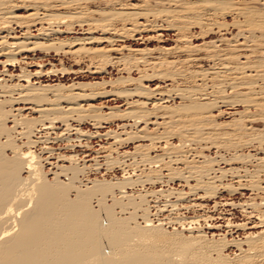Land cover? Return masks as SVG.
Listing matches in <instances>:
<instances>
[{"label": "bare ground", "instance_id": "bare-ground-1", "mask_svg": "<svg viewBox=\"0 0 264 264\" xmlns=\"http://www.w3.org/2000/svg\"><path fill=\"white\" fill-rule=\"evenodd\" d=\"M15 1L0 0V264H264V211L259 209L264 208V200L214 204L215 208L241 207L248 220L255 219L249 221L254 231L234 242L239 250L234 260L224 254L227 243H210L205 237L204 225L205 229H220V224H211V218L197 215L191 219L181 217L184 212L205 209L207 200L220 191H264L260 184L264 178V0L260 7L252 6L250 0H145L131 12L125 7L85 9L87 2L97 0H26L22 2L25 7H20L31 10L25 21L15 15V8H19L13 5ZM229 16L236 18L230 25L224 22ZM68 21L72 22L68 27L87 26L90 31L99 30L110 36L61 38L58 35L65 32L61 28ZM232 26L237 33L229 44L238 45L229 49L236 53L227 54L220 49L217 43L228 41L225 37L196 47L189 41L194 35L186 33L189 27H196L203 36ZM17 27L25 30L23 34L18 35ZM32 28L37 34L30 32ZM145 29L156 32L155 38L160 42L164 34L159 31L175 30L178 43L157 48L159 57L154 62L150 59L155 50L137 48L128 50L132 54H123L121 51L128 47L116 48L118 42L126 43L134 33L139 35ZM99 40L108 43V47L87 48ZM204 51L209 52L206 58L213 65L210 71L189 70L192 64L204 60L200 57ZM30 53L72 56L76 64L88 62L87 71L92 74L105 72V66L133 72V68L139 70V65H143L153 71L136 79L128 73L108 82L43 83L40 80L44 77L58 78V74L65 76L76 71L65 66L25 70L21 68V57L28 58ZM16 68L20 73L16 74ZM145 80H161L163 84L171 81V85L166 91L159 87L152 90L143 85ZM108 84L134 87H99ZM183 84L186 86L181 87ZM101 97L124 100L127 108H111L103 113L93 104ZM15 105H31L30 112L36 117L28 119L24 115L28 109H15ZM226 109L234 111L228 113ZM224 114L230 121L218 123L215 117ZM115 118L122 122L121 133L102 132L104 125ZM259 123L260 129L256 127ZM150 125L168 128L170 132L150 135ZM88 126L94 131L86 130ZM130 128L136 133L128 132ZM173 138L178 139L179 145L172 144ZM94 140L113 141L123 148L132 141L149 142L150 147L162 144L163 154H146L139 149L141 144L134 152L121 151L118 160L113 158V144L106 143L97 157L86 161L91 157L87 150ZM51 142L58 143L61 149H54ZM37 147L40 155L36 154ZM195 147L216 149L217 156L193 162L196 153L189 154ZM247 148H256L262 156L242 154ZM222 161L255 165L253 170L247 166L223 169L217 164ZM128 162L135 166L134 172L141 169V173L160 163L182 165L175 169L170 166L173 171L169 169L168 179L184 182L189 186L188 193L152 191L154 197H159L153 206L155 215L169 214L164 220L154 223L149 219L146 195L135 197L126 191L128 186L159 183L163 177L125 178L117 183L89 177L103 169L111 171L115 165L127 171ZM50 175L52 178L48 179ZM228 176L237 179V187L221 186ZM249 180V185L243 184ZM117 193L121 200H117ZM108 198L112 205L107 204ZM160 199L164 200L162 206ZM115 207L129 216L118 217ZM138 218L144 220L142 225L136 222ZM249 222L226 224L228 228L247 230ZM168 224L179 225L181 233H189L190 237H183L176 229L169 233L165 229Z\"/></svg>", "mask_w": 264, "mask_h": 264}, {"label": "rangeland", "instance_id": "rangeland-1", "mask_svg": "<svg viewBox=\"0 0 264 264\" xmlns=\"http://www.w3.org/2000/svg\"><path fill=\"white\" fill-rule=\"evenodd\" d=\"M101 2H99V0L97 1H93V3H88L85 4V9L87 8V10L89 11H92V10H95L97 8H103V9H113V10H119L121 9L122 7H125V9L127 11H133L135 10L134 7L136 9H138V7L141 6V4H143V2L145 0H120L119 2H112V3H105L104 1L100 0ZM250 0V4L254 7H260L262 5V0ZM22 2H26V0H16L13 5L15 7H19V8H15V15H17V17H19L18 20H21V21H25L27 20L25 17L26 15L31 11L27 12L26 9L24 8H20V7H25L23 6V3ZM55 4V3H54ZM90 4V5H88ZM120 4L124 5V6H121ZM88 5V7H87ZM100 5V6H99ZM104 6V7H103ZM124 9V8H122ZM133 9V10H132ZM55 11H64V12H67L65 11L64 9L63 10H55ZM226 23H228L229 25L232 24L234 22V20H236V18H234V16H229V17H226L225 18ZM140 22H143V20L141 19ZM69 24H72V22L68 21L67 24H65V26L63 28H61L62 30L61 31H65L61 34H59L58 36H61V38H65L66 36L70 37V38H75V37H83V38H89V37H94V38H98V39H101L103 37H109L110 35L109 34H102L101 31L99 30H88V27L85 26L83 28H81L80 26L78 25H74V26H71V27H68ZM120 26V25H119ZM131 26H128L127 28H130ZM190 29H187L186 33L189 34V36H193L194 37L192 38V40H189L190 43L193 45V46H199V47H205L206 45L205 44H209L211 42H214V41H218V39L220 38V36L222 37H225L226 40L228 41H223V43H217L219 46H220V49L222 51H224L225 53L229 54V53H236V51H234L233 49H229L231 47L229 46H237L238 44H236L235 42H231V44H229L230 41H233L231 38H233L232 36L235 35L237 33V28L235 27H229L226 31H222V32H218L215 31V32H211V34H207V35H200V29L196 28V27H189ZM17 32H18V35H21L23 34V32L25 31L23 29V31H21L20 28L17 27ZM89 31V32H87ZM150 31V32H149ZM30 32H33L32 34H37V31L35 30V28H32L30 30ZM165 32V33H164ZM158 33H162L164 34L162 36V41L163 42H160V40L158 38H155L156 36V32H153L151 31L150 29H145L144 32H141L139 33V35H137V33H134V37H131L129 38L128 41H126V43L124 42H118L116 48H121V47H128L129 49L125 50V48L123 49V51H121V53L123 54H132L130 53V51L128 50H133V49H149V50H155L154 52H152L151 56L152 58L150 59L151 62H154V58H157L159 57L157 55V48H159L160 46H167V47H171L173 46L174 44L178 43V34L177 32H175V30H168V31H159ZM157 33V35H158ZM165 36V37H164ZM132 39V40H131ZM100 41V42H99ZM98 43H92V44H88L86 45L87 48H91V49H99V48H106L108 47V43L106 44V42H103L101 40H99ZM125 41V40H124ZM97 42V41H96ZM242 42V41H240ZM179 44H183V42H179ZM121 46V47H120ZM132 48V49H131ZM241 52L240 49L237 50V52ZM245 52V51H244ZM243 52V53H244ZM209 52L207 51H204L200 54V57H202V59L204 60H201V61H198L197 63H194L190 66V69L189 70H197V69H208L210 71V69L212 68V63L209 59L206 58V55H208ZM29 57L28 58H25V59H22L21 57V60L22 63H21V68L25 69V70H30L32 72H35V70H39L42 68V70H50V69H53V68H57V69H61L62 66L64 68H73L76 73H73V74H68V75H61V74H58V78L56 76H52V77H44L42 78L40 81H42L43 83H57V82H63L64 84H71L73 81L74 82H102V80H106L107 82L108 81H116L117 79H119L120 77H126L127 74L129 73L130 74V77L132 78H138L141 75H146L147 73L150 74L153 70H151L150 67H145L143 65H139V70L135 68H133V72H128L127 70H125V72H120L119 70L117 71L118 68H116L115 66H105L104 69H105V72H101V73H98V74H92L91 71H87L88 68L86 67L88 62H84V63H79V64H76L73 57L72 56H67V57H61V56H56L54 54H51V55H44L42 53H30L28 55ZM156 56V57H155ZM205 57V58H204ZM154 60V61H153ZM65 62V63H64ZM244 62V60H243ZM133 65V64H132ZM149 70H147V69ZM116 69V70H115ZM93 70V69H91ZM147 70V71H146ZM151 70V71H150ZM16 74L20 73V69L19 68H16ZM144 71V72H143ZM158 71V70H156ZM150 72V73H149ZM60 80V81H59ZM47 81V82H46ZM39 82V81H38ZM143 85H146V86H149V88H151L152 90L155 89L156 87H159V90H163V91H166L169 89V87H167V85H171V81H167V83L165 82V84L162 83L161 80H153V81H143L142 82ZM197 84H200V82H197ZM109 85V84H108ZM101 85L99 86L100 88H105L107 90H110L112 89L113 87H116V88H128V89H132L134 87V84L132 85H129L130 88L128 86H120V85ZM186 86V84L183 86L181 85V87H184ZM176 87V85L174 86ZM178 87V86H177ZM180 87V86H179ZM115 88V89H116ZM114 89V88H113ZM92 102V101H91ZM93 104L100 108L101 111L103 113H108L110 112V109H114L115 111H123L127 108L126 104H125V101L124 100H121V99H116V100H113V97H104V98H98L97 100L93 101ZM171 105V103H170ZM24 107V109H28L24 112V115L27 116L28 119H32L34 117H36V114H33L32 112H30V109H31V105H15V109H18V108H22ZM225 110V109H224ZM227 112H232L234 110H229V109H226ZM214 115H217V112L214 113ZM228 116V115H227ZM227 118V119H226ZM215 120H217L218 123H221L223 124L224 122L227 123L230 121V119L228 117H226V115L224 114L223 116H216L215 117ZM113 121V122H112ZM112 121H110L108 124H105L104 129H102V132H105V131H109V130H113V131H117L118 133H121V129L119 128V124H122L121 120L118 119V118H115V120L113 119ZM224 123V124H225ZM257 125V126H256ZM255 126L257 128H261V125L262 123H259V124H256ZM8 126H12V123H8ZM143 127V126H142ZM141 127V128H142ZM224 127V126H223ZM225 128V127H224ZM86 130H90L91 128L88 126L85 128ZM140 129V128H139ZM149 129V130H148ZM148 129H147V133L150 134V135H158L162 132H170V130L168 128H165V130L163 129H157L156 126H148ZM226 130L229 131V129L226 128ZM60 130H58L59 132ZM91 131H94L93 129H91ZM128 132H132V133H136V131L133 129V128H130L128 129ZM174 139V138H173ZM171 140V142H174L172 143L174 146L175 145H179L178 143V139L176 140V138L174 140ZM36 140V139H34ZM95 142H93L92 146H91V149L90 150H87L88 154L90 153L91 154V157L90 158H87L85 159L86 161L87 160H91L92 158L94 157H97V152L98 150L101 149V147L103 146H107V145H110V143H112L113 145V148L115 149V152L113 154V158H116L118 160H121V153L123 151H129V152H134L135 148L137 146H140L141 144V147H139L140 150H142L143 152H145L146 154L149 153V155L151 156H161L163 154V150L161 145L162 144H157L155 145V147H150V143L149 142H142V143H134V141H132V143L128 144L127 147L125 146L124 148L113 143V141H104V142H99L98 140H94ZM177 141V142H176ZM52 144H50V146H52L54 149H61L60 146L58 145V143H53L51 142ZM107 143V145H106ZM149 146V147H148ZM203 146H206V144H204ZM197 148V147H195ZM119 149V150H118ZM199 149V150H198ZM36 150L38 151L36 154H39V148L37 147ZM149 150V152H148ZM155 150V151H154ZM197 150V151H196ZM196 150H194L193 152H191L189 155H194V153H196V157H194V161L193 162H202L204 159H208V158H216V149H211V148H208V147H205V148H197ZM58 152H61V150H57ZM101 151V150H100ZM99 151V152H100ZM122 151V152H121ZM141 151V153H143ZM154 151V152H153ZM183 151H186V150H183ZM64 152V151H62ZM215 152V154H214ZM143 153V154H145ZM242 154L244 155H249L252 154V155H258L257 151H256V148H247L246 150L244 149L242 152ZM47 154H44V158L46 157ZM117 155V156H116ZM225 156V159L229 158L228 156L224 155ZM262 155L259 154L258 157H261ZM193 157L191 156L190 160L193 159ZM203 157V158H202ZM208 157V158H206ZM103 161V160H102ZM92 162L88 163V164H91ZM220 163V162H219ZM219 167L220 168H225V169H229L230 167H242V166H247L248 168H250V170H253L254 169V166L255 165L254 163H250V162H245L246 164H243L242 162H237L236 164L233 163L232 165L231 164H227L226 162L222 161L221 164H219ZM231 163V162H230ZM127 165L131 166L126 169L127 171H125V169L123 168H120L118 166H114V168L110 170H106V169H103L101 171H99V173L97 174L96 172H94L95 174H91L89 175L90 179H97V180H101V181H110V182H113V183H117V182H122L125 178H131L132 180H137L138 177L141 178V179H145L146 176H150V177H160L163 179H161V181L159 183H146L145 186H138L137 187H131V186H128L126 188V191L128 192V194L130 195H133L135 197L139 196L140 194L142 195H146V197L144 198V201H145V204L146 202L148 204H146L148 207H149V210H150V220H153L154 223H158V220H164L166 218L167 215H169L168 213H163L161 216H157L155 215L156 212H155V209L153 208V206H156V202L158 200V196H155L152 194L153 192H156V191H159V192H174V191H183L184 193H188L189 189L186 184H184V182H182L181 180L179 181L178 179L174 180L173 182L172 181H169V177L171 172L173 171V169L177 168V167H182V165H164L163 163H160L158 164V167H157V164L155 166H152V168H149L147 167V169L141 173V169L140 171L138 169H136L137 171L134 172L135 170V166H133L131 164V162H128L126 163ZM252 164V165H251ZM249 165V166H248ZM134 168H133V167ZM173 168L172 170L170 169L171 167ZM166 167V168H165ZM50 166H47V169H49ZM161 168V169H160ZM178 168V169H179ZM171 172H170V170ZM169 172H168V171ZM47 171V170H46ZM168 172V173H167ZM46 173V172H45ZM170 173V174H169ZM135 174V175H134ZM169 174V175H167ZM25 176V175H24ZM166 176V177H165ZM92 177V178H91ZM51 175L48 177V179H51ZM162 180H163V183H162ZM166 180V181H165ZM168 181V182H167ZM250 181V180H249ZM247 181V183L244 181L243 184H247L249 185L251 183V181L249 182ZM260 184L262 185V187H264V178H261L260 180ZM165 185V186H164ZM190 185H194L193 182L190 183ZM221 186L223 187H229V186H234V187H237L238 184H237V179L233 176H228L224 181H222L221 183ZM172 190V191H170ZM153 191V192H152ZM148 193V194H146ZM252 191H250L248 188H243V189H239L238 192L236 193H230L229 191H220L218 193V195H216V197H213V198H210L208 201V204H207V207L205 209H202V210H197V212H194V211H190V212H184L183 213V216H181L182 218L184 219H191L193 217H195L196 215L197 216H200V217H203L205 219H210V223L211 224H217L221 226L220 229H205V225H204V222H201V226H203V231L205 233V237L208 239V241L210 240V243H216L217 241H219L218 243H220V241H223L225 243H227V247L224 248V254L230 258V259H235V256L236 255H239V250L237 247H234V242L237 241V240H240L244 237V235L247 233V232H251L253 230V228L251 229L253 223H250L251 221H255V219L253 218L252 220H248L245 213L242 212L241 210V207H237L236 209H231V208H226V207H219V208H215L214 204L215 203H224V201L226 202H235L236 204H242V203H247V202H252L253 203H259L261 202L262 200H264V191L260 192V193H253ZM151 194V195H150ZM148 195V196H147ZM150 195V196H149ZM153 197V198H152ZM117 200H121V195H119V193H117ZM157 198V199H156ZM193 199V198H192ZM195 199V198H194ZM108 202L107 204L108 205H112L113 202L112 200H110V198H108ZM160 203L159 205L162 206L164 200L163 199H160L159 200ZM127 202V201H126ZM124 201V203H126ZM139 202V201H137ZM112 203V204H111ZM156 204V205H155ZM94 208L97 210L98 207L96 206V203L93 204ZM119 207V206H118ZM118 207H115V212L117 213V216L118 217H126V216H129V214H126L124 212L123 213H120L121 212V209H119ZM260 210H263L264 211V208H259ZM126 214V215H125ZM142 214V213H141ZM220 215V216H219ZM168 217V216H167ZM187 217V218H186ZM105 221V220H103ZM250 221V222H249ZM140 225H142L144 223V220L142 218H138L137 221ZM228 222H231L233 225H236V224H244L245 222H249V225L247 226V230L245 229H237V228H228L227 227V224ZM106 223V221H105ZM168 223V222H167ZM227 223V224H226ZM235 223V224H234ZM226 226V227H225ZM165 229L166 231H168L169 233L173 232L175 229L176 231L178 232L180 230V233H181V228L179 225L177 224H168L165 226ZM229 229V230H228ZM14 230H12L13 232ZM254 231V230H253ZM184 237V235L186 237H190L189 233H186V232H183L181 233ZM187 234V235H186ZM222 238V240H220ZM233 240V241H232ZM227 241V242H226ZM104 248L107 252H110V250L108 249V246L107 245H104ZM176 258V257H175ZM233 259V260H234Z\"/></svg>", "mask_w": 264, "mask_h": 264}]
</instances>
